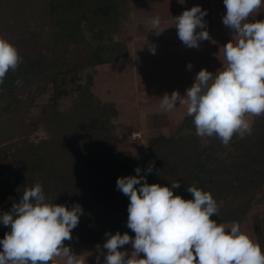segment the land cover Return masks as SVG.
Returning <instances> with one entry per match:
<instances>
[{"label": "trees", "instance_id": "16d2710c", "mask_svg": "<svg viewBox=\"0 0 264 264\" xmlns=\"http://www.w3.org/2000/svg\"><path fill=\"white\" fill-rule=\"evenodd\" d=\"M126 9V0H0V37L23 58L0 85V214L10 211L25 189L39 181L46 202L82 208L72 239L64 241L68 247L105 242L106 233L117 231L134 237L127 227L129 198L116 182L137 175V167L149 184L170 187L179 182L174 195L186 200L192 199L187 187L210 192L219 207L212 217L218 223L240 224L264 181V124L258 121L251 135H234L225 146L215 136L198 137L193 117L186 116L180 134L149 138V149L140 159L115 149L109 120L117 109L113 103L95 105L91 80L81 84L77 73L102 62L92 53L84 30H92L101 43ZM32 34L39 49L29 50L25 36ZM48 90L38 119L51 138L43 139L28 128L27 117ZM71 94L72 108L59 110V99ZM65 119L70 121L63 127L66 131L53 133L51 126ZM186 128L191 131L183 132ZM222 197L227 201L221 202ZM9 230L0 223V240ZM253 231L264 252V218L254 219Z\"/></svg>", "mask_w": 264, "mask_h": 264}, {"label": "clouds", "instance_id": "9594fccd", "mask_svg": "<svg viewBox=\"0 0 264 264\" xmlns=\"http://www.w3.org/2000/svg\"><path fill=\"white\" fill-rule=\"evenodd\" d=\"M223 4L222 22L233 32L223 47L226 64L215 74L201 69L183 96L176 90L166 93L160 107L171 111L177 104L185 106L198 137L215 136L227 146L234 135L252 134L249 115H264V20H249L264 0H223ZM206 15L207 10L196 5L174 17L178 38L186 47L198 48L200 41L211 38ZM151 24L159 35V16ZM150 50L155 53L154 47ZM22 59L17 48L0 37V85ZM187 67L190 70L191 63ZM152 170L150 163L147 172ZM135 171L137 175L119 177L116 182L117 189L129 198L127 227L135 235L106 233V253L101 251L104 264H264L261 246L237 222L226 230L212 219L219 207L210 192L187 187L192 199L186 200L174 195L179 182L170 187L149 184L139 167ZM82 214L78 204L68 208L46 202L37 181L10 211L0 214V223L10 229L0 240V264H52L61 255L67 257V264H83L64 244L72 239ZM125 245L131 246V252L121 250Z\"/></svg>", "mask_w": 264, "mask_h": 264}, {"label": "rangeland", "instance_id": "374dc122", "mask_svg": "<svg viewBox=\"0 0 264 264\" xmlns=\"http://www.w3.org/2000/svg\"><path fill=\"white\" fill-rule=\"evenodd\" d=\"M196 5L207 10L204 20L211 38L200 41L198 48H188L178 38L174 17ZM126 6V12L122 10L116 29L108 31L101 43L93 38L92 30H84L94 47L92 53L97 57L101 56L102 62L80 70L77 81L85 84L87 80H91L90 91L95 105H115L117 115L109 120L113 126L112 144L120 153L130 151L134 158L140 159L149 149V138L160 134H180L178 127L188 116L186 107L178 104L171 111H165L160 107L161 98L166 93L171 95L174 90L183 96L201 69H207L213 74L221 69L226 64L223 47L233 38V32L222 22V17L226 14L223 0H126ZM156 16L160 18V27L156 29L162 31L159 35L152 30L151 24ZM249 20H264V6ZM25 40L29 50L40 48L35 34L26 35ZM152 47L155 48L154 54L150 50ZM189 63L192 65L190 70L187 67ZM49 93L50 90L36 100L27 117L28 128L43 139L51 136L44 130V124L38 116L41 105L50 96ZM74 96L75 94H71L60 98L59 110H70ZM261 116L258 119L260 116L249 115L247 119L252 124L254 121L264 124V115ZM67 122L70 121L65 119L60 124L56 121L51 126L52 132H65L66 128L63 127ZM97 123L102 130L100 120ZM189 129L186 128L183 132L191 131ZM225 195L233 197L232 193ZM223 201L227 200L222 197L221 202ZM255 218H264V181L256 192L245 219L239 224L240 230L254 242ZM222 224L226 230L233 226L231 222ZM104 243L93 241L69 248L83 264H97V256L99 264H104V255L101 254V251L106 253ZM98 244L101 246L99 250L96 247ZM125 249L131 252L130 245H125L121 250ZM52 264H67V257L58 256Z\"/></svg>", "mask_w": 264, "mask_h": 264}]
</instances>
